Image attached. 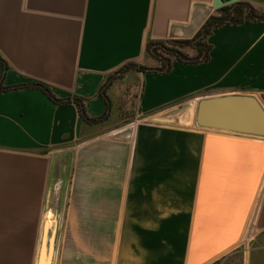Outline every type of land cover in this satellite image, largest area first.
Instances as JSON below:
<instances>
[{
	"label": "crops",
	"instance_id": "0c3cea01",
	"mask_svg": "<svg viewBox=\"0 0 264 264\" xmlns=\"http://www.w3.org/2000/svg\"><path fill=\"white\" fill-rule=\"evenodd\" d=\"M241 2L253 20L215 27L207 60L163 73L139 68L160 65L149 42L193 38L213 0H0V264H39L62 183L48 264H264V136L183 126L178 109L196 121L202 98L226 94L264 108V0Z\"/></svg>",
	"mask_w": 264,
	"mask_h": 264
},
{
	"label": "trees",
	"instance_id": "16d2710c",
	"mask_svg": "<svg viewBox=\"0 0 264 264\" xmlns=\"http://www.w3.org/2000/svg\"><path fill=\"white\" fill-rule=\"evenodd\" d=\"M247 10L248 5L241 1L237 4L226 5L217 8L215 12L207 18L196 35L191 39L169 40V44H163L162 47L156 45L159 42H149L147 51L148 53H150V55H153L158 61H160V65H141L139 67L140 70H154L164 73L170 70L173 60H179L182 62H198L207 60L209 57V50L211 48V45L207 42L208 35L215 27H218L225 23L238 24L243 22L245 19L253 20V17H255V15L257 14L256 11L252 8L248 11ZM187 46L196 49L197 53L194 55H190L189 53L184 51V47ZM0 65L3 67L4 71L7 69L6 63L1 56ZM23 86H35L42 89L56 103L73 101L78 106L81 116L85 120L99 118L89 116L86 111V104L81 98H60L53 92V90L49 86L39 82L24 84Z\"/></svg>",
	"mask_w": 264,
	"mask_h": 264
},
{
	"label": "water",
	"instance_id": "95a60500",
	"mask_svg": "<svg viewBox=\"0 0 264 264\" xmlns=\"http://www.w3.org/2000/svg\"><path fill=\"white\" fill-rule=\"evenodd\" d=\"M240 1L213 0V7L217 9ZM210 10L205 7L203 11H194L189 25L190 33L200 26ZM196 123L204 127L264 136V108L256 97L249 94L206 97L198 103Z\"/></svg>",
	"mask_w": 264,
	"mask_h": 264
},
{
	"label": "rangeland",
	"instance_id": "374dc122",
	"mask_svg": "<svg viewBox=\"0 0 264 264\" xmlns=\"http://www.w3.org/2000/svg\"><path fill=\"white\" fill-rule=\"evenodd\" d=\"M126 101H128V103L124 101L126 103L125 104L123 102L124 103L123 106L125 109L121 110L120 114L122 117H126L125 120L122 122V124L127 125V127L129 128L128 131H130L135 127L137 121L140 120L142 116L135 111L136 106L134 105L136 104V99L134 100V97L132 95ZM134 101L135 103L132 104V102ZM178 109L179 111L182 112L180 114L181 115L180 124L187 127L196 126L197 124L196 121H192L189 116L188 117L185 116L184 112L186 110L184 109L183 111V106L178 107ZM179 111L177 113H180ZM65 184L67 183L61 184L60 194L57 197H55V212L53 214L49 212V217L51 219L53 218V223L49 221L45 223L44 226V230H43L44 238L39 247V262H38L39 264H48L51 256H53V258L56 259L60 253V249L62 245V235L65 230V220H66L65 215L70 201L68 185L65 186ZM55 192L58 191L55 189ZM46 235H47V239H45Z\"/></svg>",
	"mask_w": 264,
	"mask_h": 264
}]
</instances>
